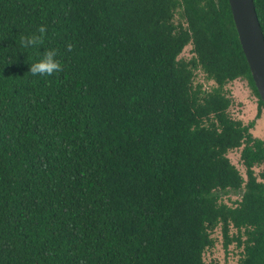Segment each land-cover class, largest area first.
I'll use <instances>...</instances> for the list:
<instances>
[{
    "label": "trees",
    "instance_id": "trees-1",
    "mask_svg": "<svg viewBox=\"0 0 264 264\" xmlns=\"http://www.w3.org/2000/svg\"><path fill=\"white\" fill-rule=\"evenodd\" d=\"M46 49L59 69L29 72ZM263 110L229 0H0V264H207L218 228L264 264Z\"/></svg>",
    "mask_w": 264,
    "mask_h": 264
},
{
    "label": "rangeland",
    "instance_id": "rangeland-1",
    "mask_svg": "<svg viewBox=\"0 0 264 264\" xmlns=\"http://www.w3.org/2000/svg\"><path fill=\"white\" fill-rule=\"evenodd\" d=\"M192 46L185 48L184 52L180 56L183 59H191ZM197 84H202L205 89L210 90L215 86L212 81L206 80L203 72L197 73ZM227 90L231 93L233 99V105L230 109V115L235 119L242 120L245 124L256 119L258 114L259 101L258 97L253 93L248 83L244 79L237 80L227 87ZM251 134L254 138L264 139V110L262 111L261 118L256 121V126L251 130ZM242 148L229 153V158L232 163L239 169L240 173L246 178V168L241 161ZM255 173L259 181L264 182V164L255 168ZM241 193L230 194L223 197V202L229 206H236L237 202L241 200ZM239 232L232 228L230 231V237L235 238L239 236ZM215 246L209 249L204 254V260L207 264H238L244 254V247L240 246L238 242L233 241L226 246V239L223 234L222 228H218L214 234ZM243 240L245 237H241Z\"/></svg>",
    "mask_w": 264,
    "mask_h": 264
},
{
    "label": "water",
    "instance_id": "water-1",
    "mask_svg": "<svg viewBox=\"0 0 264 264\" xmlns=\"http://www.w3.org/2000/svg\"><path fill=\"white\" fill-rule=\"evenodd\" d=\"M252 76L264 102V33L254 0H229Z\"/></svg>",
    "mask_w": 264,
    "mask_h": 264
},
{
    "label": "clouds",
    "instance_id": "clouds-1",
    "mask_svg": "<svg viewBox=\"0 0 264 264\" xmlns=\"http://www.w3.org/2000/svg\"><path fill=\"white\" fill-rule=\"evenodd\" d=\"M45 31L44 27L41 26L39 29V33H43ZM41 37L37 34H32L30 36H26L22 39V45L27 48L30 45H36L40 41ZM71 48V45H69ZM56 52L55 50H45L43 52V56L41 59L30 63V71L33 74H52L54 71L58 70L60 65L55 59Z\"/></svg>",
    "mask_w": 264,
    "mask_h": 264
}]
</instances>
